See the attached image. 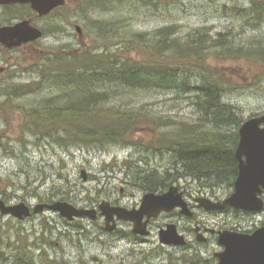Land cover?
Masks as SVG:
<instances>
[{
	"label": "rangeland",
	"instance_id": "obj_1",
	"mask_svg": "<svg viewBox=\"0 0 264 264\" xmlns=\"http://www.w3.org/2000/svg\"><path fill=\"white\" fill-rule=\"evenodd\" d=\"M91 1L68 0L66 5L58 10L59 14L65 18V22L55 26L58 29L61 28L56 33L58 37L50 36L53 29L49 27L53 24L47 27L50 34L47 41L44 39L42 44L44 51L40 57L41 69H8L5 75H0V197L8 204L26 202L27 205L35 208L42 203L66 201L76 208H91L96 207L103 200H109L110 197H122L120 193L122 187L126 188V192L129 191L124 198L125 204H133L139 200V195L131 194L133 187L126 185L125 179L136 178L138 170L135 166L138 165L145 170L157 168L164 171L172 161L168 155L163 157L148 155L144 151L145 147L140 144H109L104 148L74 145L67 147L56 143L52 138L43 135L41 131L39 136L27 130L28 128H25L23 132L28 122L25 110L40 109L45 103L51 102L49 99L55 96L59 97L58 99L62 98L58 100V105L66 103L70 99L65 95L75 89L70 86L71 84L66 86L64 82L60 83L61 80L56 78L43 77V71L48 69L49 59L54 54L71 56L81 49H94L98 53L107 52L110 55L112 53L121 59L127 56L123 53V37L128 33L146 32L155 36L154 32L159 28L175 24L178 35L186 37L198 29H205L210 33L209 44L213 46L207 49L212 55L211 61L230 79V83H226L227 90L222 97L223 103L232 105L236 114H239L244 122L251 117L264 114V79L259 85V82L252 77V74L262 67L258 63L245 59L218 60V55H224V51L239 46L243 49L254 48L264 51V8L261 10L262 15H259L261 11L252 6L253 1L262 2L264 5V0H156V5L154 0L148 2L128 0L124 4L112 1L109 10L95 7L96 4ZM85 3L87 6L82 9ZM102 23L111 25L112 31L102 33L104 37L97 29ZM78 27L81 32L78 31ZM221 33L225 34L223 44L219 47L214 46V40L218 39ZM216 52L220 54L216 55ZM132 56L138 55L133 52ZM192 81L196 83L195 79ZM92 87L98 92L109 93V100L103 103L104 106L144 107L164 120L176 122L195 123L201 118L200 109L194 98L195 94L192 92L177 89H150L128 91L123 94L113 90V88L123 89L119 85L113 87V84L103 81L94 83ZM17 88L28 92L20 96L16 95ZM9 94L15 95L11 97ZM212 127L210 123L204 129L212 130ZM172 129H174L172 126L164 127L159 130V133L169 132ZM236 129L234 126H229L223 132L231 134ZM144 135L145 138L138 139L144 144H150L154 136L149 132H145ZM145 160L150 166H147ZM83 170L88 174L87 181L82 177ZM180 179L182 183H190L196 191L201 188L204 193L217 192L216 194L221 198L227 197L232 192V188L226 189L223 186L213 189L204 188L196 180ZM201 220L210 227L217 221L222 228L236 227L244 231L260 226L264 221V211L250 216L234 212L213 215L204 211L201 212ZM89 224L91 223L86 220L77 219L70 222L66 217L61 216L60 212L55 213L52 210L34 214L31 219L23 222L13 216H4L0 212V264H30L31 260L24 254L20 258L23 262H20L19 258L10 257L5 233L10 232L11 241L17 242L18 234L15 233L17 230L26 231V229L31 230L30 228L41 230L45 227L48 231L53 229L52 231L58 232L60 236L57 240L53 239L55 240L53 242L52 239L47 238L45 246L48 247L50 244L53 248H48V254H44L43 257L51 254L50 257L65 259L66 261L61 262L65 264L70 261L68 259L70 252H75L78 246L70 244L69 234L63 231L73 230L71 235L76 241L83 231L79 227L91 226ZM153 233L150 240L158 244L157 229H154ZM187 235H189L188 232ZM188 240L194 242L196 248L185 251L184 256L179 255L178 252V259L174 257L175 259L172 260L163 250L154 249L152 242L150 246H139L137 249L145 250V252L151 248L154 250L147 252V255L140 254L131 246H124L123 243L127 242L126 240H119L108 234L107 253L98 252L97 254L103 257L105 264H122L123 262L130 264L133 261H140L139 264L143 262H146L145 264H189L188 262L199 263L201 259L212 258L213 253L220 249L214 240L198 244L193 235L189 236ZM54 250H57L58 254L54 255ZM90 252L96 254L97 250L91 249ZM32 253L35 259L33 264H45L41 257L43 250L41 253L39 250H33ZM136 253L137 257H135Z\"/></svg>",
	"mask_w": 264,
	"mask_h": 264
},
{
	"label": "trees",
	"instance_id": "obj_2",
	"mask_svg": "<svg viewBox=\"0 0 264 264\" xmlns=\"http://www.w3.org/2000/svg\"><path fill=\"white\" fill-rule=\"evenodd\" d=\"M112 1L124 4L128 0L91 2L96 4L95 7L109 10ZM154 2L156 5V0ZM86 6V3L83 4L82 9ZM252 6L260 11L264 8L263 3L258 1H253ZM259 15H262V11ZM110 27L102 23L97 29L100 34H105L112 32ZM177 32V25L171 24L156 30L155 36L146 32L128 33L123 37V53L127 56L121 59L112 53H95L94 49H81L71 56L54 54L49 59L48 69L43 71V77L56 78L75 89L65 95L70 99L66 103L58 105V100L62 98L55 96L40 109L25 110L28 122L23 132L28 128L39 136L41 131L67 147L104 148L109 144H140L148 155L170 156L171 164L164 171L135 166L138 170L135 177L150 190L162 181H177L180 178L196 180L204 188L233 187L239 173L236 158L238 129L244 121L232 105L223 103L226 83H230V79L211 61L212 55L207 51L212 46L208 31L198 29L186 37H180ZM224 35L221 33L214 40V46L223 44ZM101 36L104 37L103 34ZM234 48L224 51V55L216 52V55L220 54L218 60L245 59L258 63L262 69L254 72L252 77L260 85L264 79V51L240 46ZM133 52L138 56H132ZM193 79L196 83H193ZM102 81L113 84V87L119 85L123 89L113 90L123 94L150 89L192 92L201 118L195 123L176 122L164 120L144 107L104 106L103 103L109 100V93L98 92L92 87L94 83ZM26 92L17 88L15 94L20 96ZM15 94L9 95L13 97ZM210 123L213 129H204ZM171 126L174 128L172 131L159 133L160 129ZM229 126L237 129L231 134L223 132ZM145 132L154 136L150 144L138 139L145 138ZM145 162L150 166L147 160Z\"/></svg>",
	"mask_w": 264,
	"mask_h": 264
},
{
	"label": "flooded vegetation",
	"instance_id": "obj_3",
	"mask_svg": "<svg viewBox=\"0 0 264 264\" xmlns=\"http://www.w3.org/2000/svg\"><path fill=\"white\" fill-rule=\"evenodd\" d=\"M63 7H58L52 10L50 13L41 15L36 10L33 9L32 5L30 3H13V4H0V29L5 27H13L20 23H26L28 28L32 29H40L43 32V35L35 40H31L28 42H23L20 45H10L9 42H4L0 38V75H5L8 69H41V56L43 49V41L44 39L47 41V38L49 37V30L47 31V27L50 29H53V32L50 36L58 37L56 33L61 30V28L58 29V27H55L57 24L62 25L65 22V18L59 14L58 10ZM58 14V16H55ZM55 27V28H54ZM14 42V41H12ZM239 166V162H238ZM182 179H179L177 181L172 180H166L162 181L161 184L155 187H152V190L148 189V186L141 185L140 181L137 178H129L128 180L125 179L126 185H130L133 187L132 195L136 196L139 195V200L136 201L133 204H125L124 198L129 194L126 192V188L122 187L120 188V193L122 194V197L120 198H109V200H103L102 202H108L112 207H124L129 210L132 209H139L143 198L148 193H155L157 195L165 194L171 190V188H175V195L179 196V198L186 203L188 212L183 211L182 206H177L171 211H162L157 216H154L150 219H148L147 216L143 217V222H147V231L148 234L143 235L139 233L134 232V222L126 221L119 219L117 216H115L114 221H112L109 225L107 224L106 215L102 214V210L100 208V204H98L96 207H91L87 209H95L97 210L96 218L91 217H81V218H74L72 221L81 220V221H88L89 225L91 226H80L79 228H82V235L78 236L76 238V241H74L73 230L70 231H63L67 232L69 234L68 241L70 244L77 245L78 248L75 252H70L69 254V260L65 264H72L74 262L78 264H105V260L103 257H101L98 252L102 254L107 253V243L106 238L109 235L115 236L119 240H126L127 242H124V246H131L133 250L140 254H146L150 250H154L157 248L163 250L165 255H170V258L175 259L179 255L184 256L185 251H189L190 249L196 248L194 245V242L191 240H188L189 236L193 235L195 237V241L198 244L207 243L210 240H214L218 243L220 246L218 251H215L213 253L212 258L208 259H201L199 263L196 262H188L189 264H201L204 262H213L214 264H219V259L216 257V253L222 252L224 250V247L220 244V238L221 233L225 231H233L238 233H245V234H252L254 233L258 228L264 226V221L260 226H257L254 229H248L244 231L238 230L236 227L233 228H225L220 227L218 225L219 222L216 221V223L213 224V226H207L202 220H201V212H207V214H213V215H226L229 213H242L244 215H257L264 211L261 210L260 212H252V211H245L241 209H237L234 207H226L222 210H213V211H207L202 206H200V199L203 197L209 198L215 202H222L228 197H230L235 192V182L234 186L232 188V192L227 195L225 198H221L216 194L217 192H214L213 194L204 193L201 188L198 189L199 191H196L193 189L190 183H182ZM184 180V179H183ZM236 181V179H235ZM224 188L227 189L225 186ZM228 188V189H231ZM209 196V197H208ZM262 198L264 199V192L262 194ZM31 207V206H30ZM90 207V206H87ZM32 215L29 217H26L24 219H18V221L23 222L26 220L31 219L34 214L33 208L31 207ZM49 211L48 209H44L41 212ZM40 213V212H39ZM56 213V212H55ZM61 214V213H60ZM62 216V215H61ZM15 218V217H14ZM69 221V220H68ZM114 225L112 229H109V226ZM174 225L176 227L178 238L179 236H183L185 243L184 244H174V243H163L160 239V232L162 230H166L169 226ZM31 230L23 231V230H17L15 233L18 234L16 238H18L17 242L11 241V234L10 232L5 233L6 241L8 244V247L10 249V257L19 258L20 262H23L22 255L24 254L25 257L29 256L30 261L29 263L33 264L35 262V259L32 257L33 250H39L41 253V250H43V254L41 257L44 259V262L46 264H61L62 261H66L65 259H59V258H53L49 256L43 257V255L48 254L49 249H52L53 246L49 244L48 247L45 246L47 242V238L52 239V242L55 241L53 239H56L60 236L58 232L54 231H48L47 227L44 229L41 228V230ZM70 229V228H69ZM157 229V236L159 237V240L157 241L158 244H154L155 242L150 240V238L154 235L153 230ZM187 232L189 235H187ZM72 233V235H71ZM59 234V235H58ZM80 234L79 231L77 233ZM33 236V237H32ZM50 236V237H49ZM4 238V236H3ZM33 238V240H31ZM199 238L202 240H199ZM152 242V245H154V249L147 250H139V246H150L149 244ZM58 243V242H57ZM45 248V250H44ZM131 248V249H132ZM143 248V247H142ZM96 249V254H91L90 250ZM58 250V249H57ZM57 250H54V255L58 254ZM45 251V252H44ZM137 253L135 257H137ZM135 254V253H134ZM147 255V254H146ZM175 257V258H174ZM42 259V260H43ZM178 259V258H177ZM180 259H184L180 257ZM187 261L186 259H184ZM71 262V263H70ZM137 261H133L130 264H139ZM146 262H143L142 264H145ZM122 264H125L123 262Z\"/></svg>",
	"mask_w": 264,
	"mask_h": 264
},
{
	"label": "water",
	"instance_id": "obj_4",
	"mask_svg": "<svg viewBox=\"0 0 264 264\" xmlns=\"http://www.w3.org/2000/svg\"><path fill=\"white\" fill-rule=\"evenodd\" d=\"M67 0H0V4L30 3L39 14L45 15L57 7L64 6ZM78 31L81 29L78 27ZM43 32L40 29L28 28L26 23H20L13 27L0 29V38L10 45H20L40 38ZM14 41V42H12ZM236 158L239 162V173L235 182V192L222 202H215L203 197L200 201L207 211L222 210L226 207L259 212L264 208V114L251 117L246 120L239 129V142L236 149ZM82 177L87 181L88 174L82 171ZM175 188L165 194L157 195L148 193L144 196L139 209L129 210L124 207H112L108 202H102L100 208L106 215L107 224L119 219L134 222V232L146 235L148 219L157 216L162 211H171L177 206H182L183 211L188 212L185 202L175 195ZM44 209L58 211L68 220L76 217L96 218L97 210L76 208L66 201L38 204L33 213H39ZM0 212L2 215H11L24 219L32 215V211L26 202L7 204L0 198ZM114 225L109 226L112 229ZM163 243L184 244L183 236H179L174 225L160 232ZM199 240H202V238ZM220 244L224 247L222 252L216 253L219 264H264V226L258 228L252 234L225 231L221 233Z\"/></svg>",
	"mask_w": 264,
	"mask_h": 264
},
{
	"label": "bare ground",
	"instance_id": "obj_5",
	"mask_svg": "<svg viewBox=\"0 0 264 264\" xmlns=\"http://www.w3.org/2000/svg\"><path fill=\"white\" fill-rule=\"evenodd\" d=\"M146 4H148V3H146ZM150 5V4H149ZM81 52V51H80ZM86 52V51H85ZM96 53V52H95ZM106 53V52H105ZM90 54V53H89ZM69 59V58H68ZM75 62H76V60H75ZM81 63V62H80ZM70 65V64H69ZM73 67V66H72Z\"/></svg>",
	"mask_w": 264,
	"mask_h": 264
}]
</instances>
